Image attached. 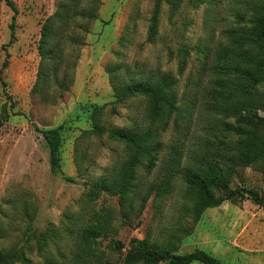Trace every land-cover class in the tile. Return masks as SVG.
<instances>
[{
    "label": "rangeland",
    "instance_id": "rangeland-1",
    "mask_svg": "<svg viewBox=\"0 0 264 264\" xmlns=\"http://www.w3.org/2000/svg\"><path fill=\"white\" fill-rule=\"evenodd\" d=\"M9 1L14 14L0 0V113L4 105L7 115L0 126V251L19 249L29 264H46L45 258L69 264L72 255L79 254L78 234L67 231L69 216L77 213L88 219L92 211L110 209L111 224H119L118 197L94 191L93 186L126 155L124 145L109 134L132 120L142 121L143 99L117 98L108 71H114V87L119 89L131 77L153 70L173 77L181 108L187 111L184 115L191 116L188 132L193 145L201 134L199 92L208 85L205 74L197 80L198 68L209 54L204 61L207 68L211 52L223 43L220 34L231 19L230 0H220L218 13L204 3L194 8L189 0H180L175 9L162 4L151 41L153 0H98L96 19L74 17L65 30L56 83L48 84L46 103L31 89L39 63V30L54 12L56 1ZM89 2L80 0L77 10L88 9ZM94 107H102L99 126L105 130L100 137L83 134L91 129L89 114ZM59 125L57 168L51 173L47 147L36 129ZM162 141L164 146L175 143L171 124ZM164 174L160 161L147 173L142 161L136 180L158 183ZM175 185L161 217L155 216L149 198L140 215L118 228L114 237L96 239L95 247L104 253L106 263L121 264L131 252V239L151 241L162 235L175 213L180 193L178 182ZM228 187L255 190L264 200V172L236 168ZM110 240L123 245L119 253L108 248ZM195 250L220 264H264L262 209L247 199L235 204L204 203L184 221L174 253ZM12 263L24 264L17 259Z\"/></svg>",
    "mask_w": 264,
    "mask_h": 264
},
{
    "label": "trees",
    "instance_id": "trees-1",
    "mask_svg": "<svg viewBox=\"0 0 264 264\" xmlns=\"http://www.w3.org/2000/svg\"><path fill=\"white\" fill-rule=\"evenodd\" d=\"M55 1L54 12L46 17L39 30V63L31 89L32 95L38 96L43 103L47 102L48 84L56 83L60 43L65 30L74 17L96 19L98 4V0H90L92 8L78 11L80 0ZM179 1L153 0L149 41L155 37L161 5L175 9ZM189 1L194 8L204 3L214 13L220 10V0ZM3 2L14 14L12 3L9 0ZM229 5L231 19L220 34L223 43L211 52L208 67L204 63L209 57L206 54L198 68L197 80L205 74L208 85L198 91L203 99L199 119L201 134L194 138L193 145L188 132L191 116L184 115L187 111L181 108L177 82L173 77L166 72L153 70L131 77L119 89L114 87V71H108L109 84L117 98L139 96L143 99L142 121L137 123L132 120L129 126L115 128L109 134L124 145L126 155L115 167L107 169L106 176L95 181L93 186L94 191L118 197L119 224H111L113 213L110 209L92 211L88 219H82L77 213L69 216L68 234H78L76 239L79 243V254L72 255L69 264H109L104 259V253L96 249V239L114 237L118 228L128 226L131 218L140 215L149 198L155 216L161 217L166 200L175 191L176 182L180 186V193L171 222L156 239H131V252L121 264H220L203 251L174 253L177 235L182 232L184 221L206 202L212 205L224 201L235 204L247 199L264 213V200L257 191L228 187L236 168L251 167L264 172V115L259 114L264 113V88L258 87L264 85V0H230ZM13 19L12 16L11 22ZM101 115L102 107L91 110V129L83 134L100 137L104 133L105 129L99 126ZM6 118L3 105L0 126ZM170 124L175 130L176 141L173 145L164 146L162 134ZM60 130V125L36 129L47 147L51 173L57 168ZM142 161L146 173L160 161L165 171L160 182L136 180V169L142 165ZM108 248L119 253L123 245L117 240H110ZM15 259L29 264L19 249L0 251V264H13ZM44 260L46 264H55L51 259Z\"/></svg>",
    "mask_w": 264,
    "mask_h": 264
},
{
    "label": "built area",
    "instance_id": "built-area-1",
    "mask_svg": "<svg viewBox=\"0 0 264 264\" xmlns=\"http://www.w3.org/2000/svg\"><path fill=\"white\" fill-rule=\"evenodd\" d=\"M260 116H263L262 114H260Z\"/></svg>",
    "mask_w": 264,
    "mask_h": 264
}]
</instances>
